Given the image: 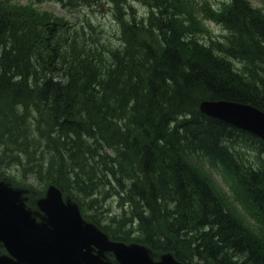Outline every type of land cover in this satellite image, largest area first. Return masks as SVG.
Instances as JSON below:
<instances>
[{
    "label": "trees",
    "instance_id": "obj_1",
    "mask_svg": "<svg viewBox=\"0 0 264 264\" xmlns=\"http://www.w3.org/2000/svg\"><path fill=\"white\" fill-rule=\"evenodd\" d=\"M50 1L74 10L98 0ZM109 5L116 43L87 20L0 0V177L36 184L37 195L54 184L112 239L184 264H264V142L198 109L224 99L264 111L263 9ZM206 19L219 38L206 36ZM202 158L221 169L243 215Z\"/></svg>",
    "mask_w": 264,
    "mask_h": 264
},
{
    "label": "water",
    "instance_id": "obj_2",
    "mask_svg": "<svg viewBox=\"0 0 264 264\" xmlns=\"http://www.w3.org/2000/svg\"><path fill=\"white\" fill-rule=\"evenodd\" d=\"M200 112L249 131L264 140V112L247 104L206 100ZM21 191L0 181V242L11 258L0 256V264H107L100 260L111 251L118 264H182L169 254L153 261L140 245L109 241L90 223H85L76 204L64 202L61 192L50 185L37 200L44 222L37 223L25 208ZM92 246L97 248L95 254Z\"/></svg>",
    "mask_w": 264,
    "mask_h": 264
},
{
    "label": "rangeland",
    "instance_id": "obj_3",
    "mask_svg": "<svg viewBox=\"0 0 264 264\" xmlns=\"http://www.w3.org/2000/svg\"><path fill=\"white\" fill-rule=\"evenodd\" d=\"M15 3L25 4V5H32L33 7L44 10L52 13L56 16H61L67 20H70L74 23L84 22L85 20L89 21L92 26L100 32L99 34L104 37L106 42H114L116 43V23L114 21L113 15L111 14V8L109 5V0H98L96 3L93 2L92 5H85L74 10H68L63 8L59 3L54 1H43L40 3L34 2V0H10ZM210 4L217 5L223 0H208ZM249 3L255 7L261 8L264 10V0H248ZM135 9L138 13H144L145 9L139 3H135ZM206 27L209 29L210 33L206 36H211L213 38L220 37L224 32L220 26L205 21ZM199 165L203 166L212 176L215 181V186L218 189V192L221 196L224 194L223 190L226 192V186L223 183V176L218 171L217 168L211 167L207 161L199 159ZM38 187V186H37ZM222 194H221V193ZM229 205H232L230 198H228ZM111 202V209L110 211H117V206L114 204L113 201ZM234 211H238V209L232 207Z\"/></svg>",
    "mask_w": 264,
    "mask_h": 264
},
{
    "label": "bare ground",
    "instance_id": "obj_4",
    "mask_svg": "<svg viewBox=\"0 0 264 264\" xmlns=\"http://www.w3.org/2000/svg\"><path fill=\"white\" fill-rule=\"evenodd\" d=\"M44 11V10H43ZM48 12V11H47ZM54 16H56V15H54ZM58 17H61V16H58ZM236 65H237V63H235ZM207 100V99H206ZM206 100H202L200 103H199V105H198V109H199V111H200V107H201V104L203 103V102H205ZM219 100V99H218ZM220 100H223V101H231V100H224V99H220ZM201 113V112H200ZM203 114V113H202ZM203 115H205V116H207L206 114H203ZM208 117H210V116H208ZM210 118H212V117H210ZM203 168V167H202ZM231 203H232V205H230V206H232V207H234V208H236V209H238L239 210V212H238V214H244L245 213V211L243 210V208H241L234 200H232L231 201Z\"/></svg>",
    "mask_w": 264,
    "mask_h": 264
},
{
    "label": "flooded vegetation",
    "instance_id": "obj_5",
    "mask_svg": "<svg viewBox=\"0 0 264 264\" xmlns=\"http://www.w3.org/2000/svg\"><path fill=\"white\" fill-rule=\"evenodd\" d=\"M4 252V250H3V245L0 243V253H3ZM111 254H109V253H106L105 254V257H106V259H108V260H110L111 261Z\"/></svg>",
    "mask_w": 264,
    "mask_h": 264
}]
</instances>
